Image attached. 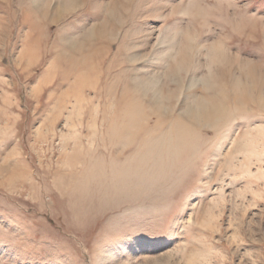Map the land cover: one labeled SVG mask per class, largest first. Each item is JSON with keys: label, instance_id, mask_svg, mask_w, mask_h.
<instances>
[{"label": "rangeland", "instance_id": "obj_1", "mask_svg": "<svg viewBox=\"0 0 264 264\" xmlns=\"http://www.w3.org/2000/svg\"><path fill=\"white\" fill-rule=\"evenodd\" d=\"M71 1L0 0V264H264V0Z\"/></svg>", "mask_w": 264, "mask_h": 264}, {"label": "bare ground", "instance_id": "obj_2", "mask_svg": "<svg viewBox=\"0 0 264 264\" xmlns=\"http://www.w3.org/2000/svg\"><path fill=\"white\" fill-rule=\"evenodd\" d=\"M67 2V1H66ZM73 2H74V0H72L71 1V3H70V6H72V4H73ZM98 32H96V31H94V33H93V31L92 30H89V32H88V34H87V36L86 37H90L91 38V36L93 37V36H95L96 34H97ZM92 39V38H91ZM76 43L72 46V48L73 49H77V41H75ZM100 44V43H99ZM79 45H80V43H79ZM70 47H71V45H70ZM61 55V54H60ZM78 63V62H77ZM74 65V64H73ZM77 66V65H76ZM75 66V67H76ZM69 67V66H68ZM74 68V67H73ZM69 69V68H68ZM70 69H72V67L70 68ZM69 69V70H70ZM82 69V68H81ZM111 69V68H110ZM64 70V69H63ZM74 70H76V69H74ZM73 70V71H74ZM86 70V69H85ZM120 70V69H119ZM64 72V71H63ZM75 72V71H74ZM82 72V71H81ZM80 72V73H81ZM85 72V71H84ZM79 73V72H78ZM78 73H76V74H78ZM83 73V72H82ZM88 73V72H87ZM55 74V73H54ZM72 74V73H71ZM96 74H98V73H96ZM68 76H69V74H67ZM79 76L81 75V74H78ZM89 75V74H88ZM152 76L150 77L151 78V80H153V81H147L146 82V89H144V91H141V89H139V86L136 84L137 82H136V80H132V79H134V78H132L131 80H129L130 81V85L134 88V85L136 84V89L134 88V90H132L133 92H134V94H137V93H140V95H141V93L144 95V97L145 98H147V101H148V103H149V106H151L152 107V110H151V112H153V113H156V112H159L160 110H162V111H164L165 109H166V103H165V100H164V98L161 96V94H160V92L159 91H157V90H155L154 89V83L153 82H155L154 81V79L156 78V76L154 75L153 76V74H151ZM77 76V75H76ZM66 77V76H65ZM64 77V78H65ZM90 77V76H89ZM155 77V78H154ZM80 78H81V76H80ZM68 79V78H67ZM62 80H64V79H62ZM155 80H157V79H155ZM194 80V79H193ZM195 81V80H194ZM63 82V81H62ZM59 83V82H58ZM156 83V82H155ZM77 89V88H76ZM75 89V90H76ZM148 89H151L152 90V92L151 91H149ZM83 90V89H82ZM94 90V89H93ZM126 90V89H125ZM77 91V90H76ZM80 92H81V90H79ZM126 91H124V92H122V95L125 93ZM75 93V92H74ZM81 93H83V92H81ZM76 94V93H75ZM74 94V95H75ZM77 96V95H76ZM75 96V97H76ZM72 97H73V95H72ZM80 99V98H79ZM201 112H202V108H201V106L197 103V104H188V106L185 108V115L187 114V116L191 119L190 121H192V122H194V121H198L199 119H201ZM164 113H165V111H164ZM126 114H128V113H126ZM186 116V117H187ZM128 121V120H127ZM129 122V121H128ZM128 126V125H127ZM130 127V126H129ZM116 130V129H115ZM113 132V131H112ZM127 132V131H126ZM115 134H117L116 132H115ZM122 135H124V133H121ZM111 135V134H110ZM119 137V136H118ZM122 138H124V137H122ZM127 140H125V142H126ZM76 148V147H75ZM133 155V154H132Z\"/></svg>", "mask_w": 264, "mask_h": 264}]
</instances>
